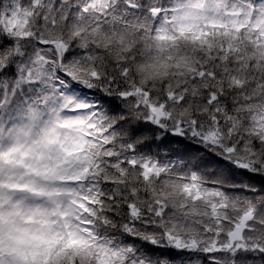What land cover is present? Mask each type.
I'll list each match as a JSON object with an SVG mask.
<instances>
[{
	"label": "snow or ice",
	"instance_id": "6c2138e0",
	"mask_svg": "<svg viewBox=\"0 0 264 264\" xmlns=\"http://www.w3.org/2000/svg\"><path fill=\"white\" fill-rule=\"evenodd\" d=\"M0 264H264V0H0Z\"/></svg>",
	"mask_w": 264,
	"mask_h": 264
},
{
	"label": "trees",
	"instance_id": "16d2710c",
	"mask_svg": "<svg viewBox=\"0 0 264 264\" xmlns=\"http://www.w3.org/2000/svg\"><path fill=\"white\" fill-rule=\"evenodd\" d=\"M192 150H194V149H192Z\"/></svg>",
	"mask_w": 264,
	"mask_h": 264
}]
</instances>
